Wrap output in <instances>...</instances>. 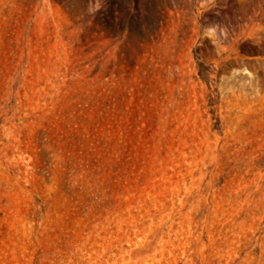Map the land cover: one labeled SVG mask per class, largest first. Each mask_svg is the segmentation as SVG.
<instances>
[{"label": "rangeland", "instance_id": "1", "mask_svg": "<svg viewBox=\"0 0 264 264\" xmlns=\"http://www.w3.org/2000/svg\"><path fill=\"white\" fill-rule=\"evenodd\" d=\"M0 264H264V0H0Z\"/></svg>", "mask_w": 264, "mask_h": 264}]
</instances>
